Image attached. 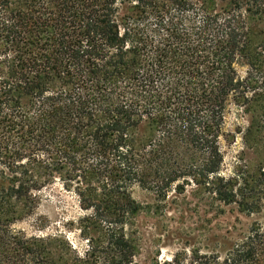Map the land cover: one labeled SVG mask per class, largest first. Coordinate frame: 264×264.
<instances>
[{
	"label": "trees",
	"instance_id": "obj_1",
	"mask_svg": "<svg viewBox=\"0 0 264 264\" xmlns=\"http://www.w3.org/2000/svg\"><path fill=\"white\" fill-rule=\"evenodd\" d=\"M233 99L264 115V0H0V264H140L136 186L252 211L220 175ZM58 181L86 212L82 249L14 228ZM158 256L143 264H264V228Z\"/></svg>",
	"mask_w": 264,
	"mask_h": 264
},
{
	"label": "rangeland",
	"instance_id": "obj_2",
	"mask_svg": "<svg viewBox=\"0 0 264 264\" xmlns=\"http://www.w3.org/2000/svg\"><path fill=\"white\" fill-rule=\"evenodd\" d=\"M240 69L245 74L246 67ZM260 115L253 118L233 99L220 137L224 156L220 175L232 179L237 188L253 189L254 197L249 202H253L254 209L246 211L236 202L225 203L195 183L188 184L183 192L172 190L164 201L136 186L133 196L146 207L135 220L141 245L138 263H146L156 255L169 259L179 250L195 247L203 252H226L254 226L264 228V115ZM40 197L34 214L14 228L28 236L61 232L79 249L84 248L86 242L77 227L86 212L77 196L58 181L42 190Z\"/></svg>",
	"mask_w": 264,
	"mask_h": 264
}]
</instances>
